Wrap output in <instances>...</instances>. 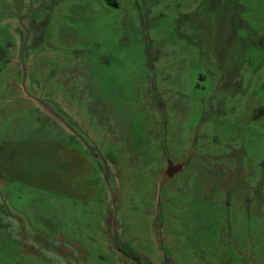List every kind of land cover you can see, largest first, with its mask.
I'll return each mask as SVG.
<instances>
[{
	"label": "rangeland",
	"instance_id": "1",
	"mask_svg": "<svg viewBox=\"0 0 264 264\" xmlns=\"http://www.w3.org/2000/svg\"><path fill=\"white\" fill-rule=\"evenodd\" d=\"M0 264H264V0H0Z\"/></svg>",
	"mask_w": 264,
	"mask_h": 264
},
{
	"label": "trees",
	"instance_id": "2",
	"mask_svg": "<svg viewBox=\"0 0 264 264\" xmlns=\"http://www.w3.org/2000/svg\"><path fill=\"white\" fill-rule=\"evenodd\" d=\"M128 257L131 258V259H133L134 261H137V260H138V257H136V256H132V255L129 256V255H128Z\"/></svg>",
	"mask_w": 264,
	"mask_h": 264
}]
</instances>
